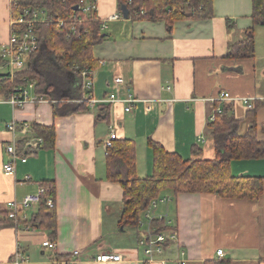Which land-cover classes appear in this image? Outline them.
I'll list each match as a JSON object with an SVG mask.
<instances>
[{
  "label": "crops",
  "instance_id": "obj_1",
  "mask_svg": "<svg viewBox=\"0 0 264 264\" xmlns=\"http://www.w3.org/2000/svg\"><path fill=\"white\" fill-rule=\"evenodd\" d=\"M96 3L105 38L94 48L99 67L93 70L92 95L102 101L115 93L119 102H102L91 108L83 82L76 86L71 76L64 80L67 86L62 85V91L55 89V95L70 96L78 91L81 102L88 104L87 112L55 117V101L47 97L44 103L16 109L0 96V264H14L18 247L26 264H53L52 260L70 257L77 250L80 264H141L146 259L139 240L148 234V228H131L129 232L120 226L124 190L106 179L104 142L111 124L119 139L135 142L140 178L153 172L149 140L184 159L194 158L193 146L202 150L203 159H214L207 125L221 106L230 107V114L240 120V135L255 123L256 135L264 142V107L248 114L264 102V26L255 27L253 58L227 57L229 47L253 28V0H214L212 19L178 21L172 31L165 22L110 20L121 11L117 1ZM12 19V0H0V52L9 41ZM228 21L232 22L230 28ZM116 78H122L124 84L116 87ZM221 93H229L230 99L219 102ZM129 97L136 101L126 112ZM101 106L109 108L106 120L99 118ZM10 122L54 126L57 132L52 150L27 153L22 149L28 159L17 162L14 176L3 172L8 160L5 147L13 141L7 130ZM24 136L19 132V138ZM38 144L31 136L30 146ZM231 171L237 177L264 179V159L233 161ZM43 182H52L56 188L58 235L54 250L42 245L50 240L48 232L4 226L8 203H20L25 196L37 194ZM163 196L171 197V202L163 204L155 215L170 222L178 240L166 247L162 259L170 264L181 260L204 264L220 259L217 252L223 250L225 256L220 260L227 264H264V193L255 202L211 194ZM36 210L37 206L21 215L30 216ZM102 253L120 254L125 261H91ZM160 260L155 264H161Z\"/></svg>",
  "mask_w": 264,
  "mask_h": 264
},
{
  "label": "trees",
  "instance_id": "obj_2",
  "mask_svg": "<svg viewBox=\"0 0 264 264\" xmlns=\"http://www.w3.org/2000/svg\"><path fill=\"white\" fill-rule=\"evenodd\" d=\"M84 0H17L12 10L13 18H18L24 9H40L46 13L47 21L33 26L38 36L40 50L30 58L26 70L18 72L13 78L8 73L0 74V96L8 99L15 88L35 83V93L47 97L53 102L55 117H66L89 111L88 104L81 102L78 91L73 95H55L53 85L49 83L46 66L50 63L61 75L71 76L82 83V72L95 70L99 61L94 57V48L104 38L102 24L97 12L86 16L75 8ZM96 2V0H92ZM118 9L125 6L129 19H148L153 22H165L169 31L178 21L210 20L214 17V0H116ZM83 21H78V20ZM253 28L245 38L229 47L227 57L233 60L250 59L255 55V27L264 26V0H253ZM63 22V25L60 23ZM228 28L232 22L228 21ZM23 27H11V32ZM45 61V62H44ZM48 61V63H47ZM1 62V59H0ZM48 70V69H47ZM71 80H69L70 82ZM65 82V81H64ZM83 84V83H82ZM67 86V83L65 84ZM78 89V87H77ZM80 89V88H79ZM81 92V91H80ZM83 92V91H82ZM65 94V93H63ZM84 94V93H83ZM46 98V99H47ZM264 107L257 103L249 115ZM220 108V107H219ZM218 109V108H217ZM216 109V110H217ZM230 107L221 106L215 120H210L207 130L214 143V159H203L202 150L192 147L194 158L184 159L175 152H167L164 147L152 140L148 145L153 151V172L144 178L137 174L136 144L129 139H117L106 151V179L118 184L124 190L120 226L140 229L142 214L153 200L169 193L174 197L180 194L218 195L227 200L258 201L264 193V179L250 176H234L231 171L233 161L264 159V142L256 135L255 123L245 135L239 134L240 120L230 114ZM100 119L109 118V108L101 106ZM26 130L19 126L25 136L18 138V148L27 153L39 150H52L56 144L57 132L54 126L32 124ZM31 136L41 138L43 142L36 148L30 146ZM47 192L42 196L37 210L30 216L18 213L10 219L8 210L4 226L24 227L48 232V238L55 242L58 235V214L56 210V188L52 182H43ZM48 199L55 203L50 207ZM152 235L172 230L163 220H154ZM148 236V234H147ZM169 243L166 244V247ZM225 260L206 261L204 264H227Z\"/></svg>",
  "mask_w": 264,
  "mask_h": 264
},
{
  "label": "built area",
  "instance_id": "obj_3",
  "mask_svg": "<svg viewBox=\"0 0 264 264\" xmlns=\"http://www.w3.org/2000/svg\"><path fill=\"white\" fill-rule=\"evenodd\" d=\"M17 0H12V10L16 8ZM78 10L81 11L83 15H90L91 13L97 12V3L92 0H84L82 4L78 6ZM123 13L120 11L117 14H114L110 17V20H120L123 19ZM99 20V19H98ZM47 21L46 13L44 10L36 9L29 10L24 9L18 18H13L11 22V27H23L21 30H16L10 35L9 41L1 47L0 52V70L5 69L11 78L15 76L16 73L26 70L29 66L30 58L33 54L40 50V45L38 41V36L34 32L33 26L39 22ZM83 21V20H78ZM63 25V22L60 23ZM104 29V25L102 24ZM93 70H85L82 72L83 79V88L87 96V102L91 108H94L98 103L107 102V103H117L120 101L118 95L111 94L107 100L98 101L95 100L92 93L94 89L93 83ZM124 84L122 78L115 79L116 87H119ZM230 99L229 93H221L218 101L226 102ZM7 101L14 108H23L27 104H40L46 102V98L39 96L35 93V83L29 82L26 87L19 86L15 88L14 94L7 99ZM136 100L132 97H129L126 101L128 106L126 107V112H130L132 105ZM247 102V100H246ZM216 113H221V108H218L210 120H215ZM18 124L15 122H10L7 124V130L12 134L13 141L6 145L5 153L8 157V160L3 166V172L7 176H14L16 171V164L18 161L25 163L27 161V156L24 154V150H20L17 146V141L19 138V128ZM26 130H29L28 125H23ZM118 139L115 126L113 124L109 127L108 138L104 142L105 148H111L114 141ZM38 143H42L41 138H36ZM30 178H26V181H29ZM47 192V188L43 185H40L39 191L37 194H29L20 202H10L7 205V210L10 219H15L18 213H24L31 208L38 206L41 201L42 196ZM171 202V197L161 196L160 198L153 200L150 207L142 214L140 220V227L144 228L147 226L148 236L144 235L139 240V246L143 249L145 260L140 262L141 264H155L156 260L161 259V264H170L169 261L162 259L165 254L166 244L177 242L178 232L174 229L161 232L159 234L152 235L153 222L154 220H163L167 226H170V222L166 220L164 216H156L155 210H157L159 204H168ZM48 204L52 208L55 206V203L52 199H48ZM43 247L49 248L50 250L56 249V242L51 240H46L42 243ZM218 257L221 259L225 256L223 250L217 252ZM80 251H74L70 257L62 259L52 260L53 264H80L81 260ZM93 262L97 263H120L124 262L125 258L116 253H102L97 255L95 258H92ZM14 264H26V259L21 252V249L18 247V250L14 256ZM179 264H185L184 261H180Z\"/></svg>",
  "mask_w": 264,
  "mask_h": 264
},
{
  "label": "rangeland",
  "instance_id": "obj_4",
  "mask_svg": "<svg viewBox=\"0 0 264 264\" xmlns=\"http://www.w3.org/2000/svg\"><path fill=\"white\" fill-rule=\"evenodd\" d=\"M44 62H45V61H44ZM47 63H48V61H47ZM47 69H48V70H47ZM45 71H46V72H47V71L49 72V73H48V75L50 76V77H49V83L53 85L52 88H54V89H58L59 91H62V88H61L62 85H65V84H66V82H64V80H65V79H64V75H61V74L59 73V71L57 70V68H55V67L52 65V63H50L49 66H46ZM161 206H163V204H159L157 210H155V211H157V213L159 212V208H161ZM128 231H129V232H132V229L129 228Z\"/></svg>",
  "mask_w": 264,
  "mask_h": 264
},
{
  "label": "water",
  "instance_id": "obj_5",
  "mask_svg": "<svg viewBox=\"0 0 264 264\" xmlns=\"http://www.w3.org/2000/svg\"><path fill=\"white\" fill-rule=\"evenodd\" d=\"M79 8H78V6L75 8V10L77 11ZM121 11H122V13H123V16H124V18L125 19H128V10H127V8L125 7V6H123L122 7V9H121Z\"/></svg>",
  "mask_w": 264,
  "mask_h": 264
}]
</instances>
